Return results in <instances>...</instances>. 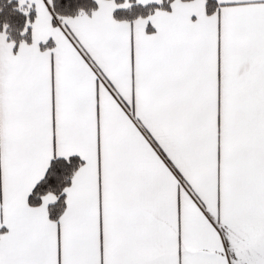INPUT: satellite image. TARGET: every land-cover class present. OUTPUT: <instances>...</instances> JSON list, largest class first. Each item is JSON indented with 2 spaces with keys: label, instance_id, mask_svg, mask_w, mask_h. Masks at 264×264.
Listing matches in <instances>:
<instances>
[{
  "label": "snow or ice",
  "instance_id": "snow-or-ice-1",
  "mask_svg": "<svg viewBox=\"0 0 264 264\" xmlns=\"http://www.w3.org/2000/svg\"><path fill=\"white\" fill-rule=\"evenodd\" d=\"M0 264H264V0H0Z\"/></svg>",
  "mask_w": 264,
  "mask_h": 264
}]
</instances>
